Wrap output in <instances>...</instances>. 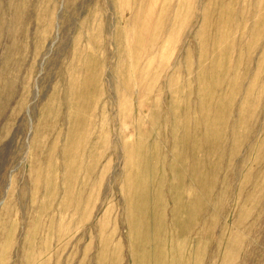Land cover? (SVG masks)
Wrapping results in <instances>:
<instances>
[{
  "label": "rangeland",
  "instance_id": "rangeland-1",
  "mask_svg": "<svg viewBox=\"0 0 264 264\" xmlns=\"http://www.w3.org/2000/svg\"><path fill=\"white\" fill-rule=\"evenodd\" d=\"M0 264H264V0H0Z\"/></svg>",
  "mask_w": 264,
  "mask_h": 264
},
{
  "label": "bare ground",
  "instance_id": "bare-ground-1",
  "mask_svg": "<svg viewBox=\"0 0 264 264\" xmlns=\"http://www.w3.org/2000/svg\"><path fill=\"white\" fill-rule=\"evenodd\" d=\"M91 87V86H90ZM80 90V89H79ZM78 91V90H77ZM76 92V91H75ZM69 93H71V92H69ZM87 93V92H86ZM85 97V96H84ZM83 97V98H84ZM88 97V96H87ZM220 97H223V95L222 94H220ZM85 99V98H84ZM88 101V100H87ZM216 107L218 108H220V105H216ZM82 110V109H81ZM84 114V113H83ZM204 120H209V119H207L206 117L205 118H203ZM78 122V121H77ZM210 127V126H209ZM207 128V127H206ZM191 153H192V156H191V159H192V161L194 160V165H193V171H200L201 173H205L206 171H205V167H204V164H201V165H199V164H197V163H200V162H202L203 163V159H205V158H203V155L202 154H198V153H196V152H193V150H191ZM134 154H137L136 152H133V153H131V156H133ZM205 157H206V155H205ZM205 171V172H204ZM205 177L206 176H204L203 174H200V178H201V180H204L205 179Z\"/></svg>",
  "mask_w": 264,
  "mask_h": 264
}]
</instances>
